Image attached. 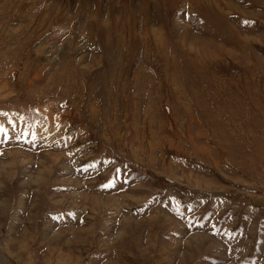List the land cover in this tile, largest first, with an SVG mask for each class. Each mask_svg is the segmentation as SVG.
Wrapping results in <instances>:
<instances>
[{
	"label": "rangeland",
	"instance_id": "obj_1",
	"mask_svg": "<svg viewBox=\"0 0 264 264\" xmlns=\"http://www.w3.org/2000/svg\"><path fill=\"white\" fill-rule=\"evenodd\" d=\"M0 264H264V0H0Z\"/></svg>",
	"mask_w": 264,
	"mask_h": 264
},
{
	"label": "bare ground",
	"instance_id": "obj_2",
	"mask_svg": "<svg viewBox=\"0 0 264 264\" xmlns=\"http://www.w3.org/2000/svg\"><path fill=\"white\" fill-rule=\"evenodd\" d=\"M118 32H119V31H118ZM119 33H120V32H119ZM116 34H117V33H116ZM116 34H115V35H116ZM116 36H118V34H117ZM153 36L156 37L157 35L153 33ZM118 38H119V37H118ZM118 38L116 37L117 40L120 39V38H119V39H118ZM129 38H130V37H129ZM156 38H157V37H156ZM156 38H155V39H156ZM125 39H126V37H125ZM113 40H114V39H113ZM126 40H127V39H126ZM125 42H126V41H125ZM135 42H136V41H135ZM130 43H131V42H130ZM119 44H120V43H119ZM119 44H118V46H119ZM125 44H126V43H124V45H125ZM156 44H157V42H156ZM115 45H116V44H115ZM121 45H122V44H121ZM122 47H123V45H122ZM125 47H126V46H125ZM157 47H158V46H157ZM119 49H120V48H119ZM145 52H146V51H145ZM111 75H112V74H111ZM40 180H41V178H40ZM38 181H39V179H38Z\"/></svg>",
	"mask_w": 264,
	"mask_h": 264
}]
</instances>
